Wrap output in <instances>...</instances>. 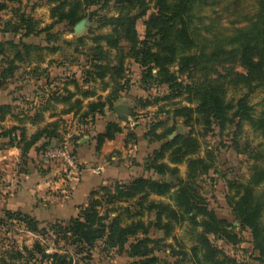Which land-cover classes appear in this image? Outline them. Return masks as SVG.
<instances>
[{"label":"trees","instance_id":"obj_1","mask_svg":"<svg viewBox=\"0 0 264 264\" xmlns=\"http://www.w3.org/2000/svg\"><path fill=\"white\" fill-rule=\"evenodd\" d=\"M201 1L52 0L50 3L54 7L51 8V19L54 21L50 26L40 29L32 17L24 12H16L13 16L16 21H6L4 33L23 32V38L31 35L38 37L52 24L65 23L74 27L87 16L90 9H95L91 16H96V11L104 10L112 3L115 13L99 16L101 26L109 27L110 32L93 35L89 39L81 77L77 78L74 74L66 77L61 88L52 86L46 79L45 87H50L45 99L47 105H68L64 114L73 113L83 122L88 119L92 121L95 115H103L106 107L111 109L114 106L128 85L127 67L129 63H134L150 78H159L171 90V95L166 99L179 98L187 93L188 102L195 104L194 108H176L173 120H183V125L190 130L198 123L202 126L201 135L212 132L213 126L222 132L232 128L231 142L235 148L244 123L249 124L252 131L264 140V99L262 110L257 116H254V109L250 105V97L257 89H261L264 95V0L251 17L245 14L242 18L246 22L244 27L232 28L228 34L205 27L203 32L207 36L198 35L193 22L194 8ZM205 1L216 3V0ZM20 2L0 0V13L7 11L8 4ZM148 10L151 12L148 13ZM144 18L141 35L137 23ZM85 39L82 37L76 41L85 45ZM17 44L21 51L16 50L8 69L1 71L0 79L18 70V67H12L14 61L23 63L27 61L31 49L39 50V47L21 40ZM5 45L16 49L12 41L0 43V57L4 55L2 50ZM226 63L238 64L245 70L244 74L236 75L229 83L240 85L245 91L234 102L227 100L225 84L209 77L215 67ZM49 65L44 69L35 67L32 72L35 74L40 71L46 76ZM184 75L188 76L190 83L180 80ZM195 75H200L202 80L194 83L192 76ZM97 82L99 89L95 87ZM70 85L73 91L69 89ZM103 93H106L104 97L101 95ZM145 106L147 104L143 103L142 107ZM40 107L35 108L32 115L28 110L23 114L26 117L21 115L23 119H19L20 116L12 115L14 108L10 105H0V123L9 115L19 123L27 120L30 124L39 125L44 122L42 116L46 109ZM122 122L119 119L117 123L106 124L103 132L94 137L95 151L122 133ZM59 123V119L44 123L29 136L24 127L15 126L2 131L4 133L1 136L9 140L10 146L16 142L21 155L28 156L31 149L41 148L39 151H44L53 142L58 144ZM163 125L160 121L154 123L146 135L161 143L145 162L146 168L159 179L138 177L126 183L99 186L90 192L86 205L80 208L76 217L67 223L46 225L44 229H39V223L28 214L8 212L6 218L31 233L44 234L50 231L55 236L54 243L63 241L77 253H89L100 246L102 253L115 250L117 254L125 255L132 260L130 264H242L215 246L210 239L212 236L229 245H237L240 237L235 232V222L240 230L250 233L253 251L258 254L257 261L264 264V151L253 158L255 161L251 174L245 181L224 179L228 191L226 203L233 216V222H229L208 208L196 183L197 178L214 169L213 153L207 152L205 157L187 158L186 177H178L179 169L162 161L169 151H179L180 156H184V146L190 139L178 134L168 140L177 127H167L157 133V129ZM132 136L128 134V137ZM38 143L39 146H36ZM176 230L182 231L181 237H187L188 244L175 235ZM151 231L160 232L163 237L152 239L149 237ZM159 248L169 249V257L173 261L160 259L156 255ZM22 251L27 253L28 259L23 260L19 251L11 259L21 262L18 264H69L58 253H47L40 243H34L31 249L23 247Z\"/></svg>","mask_w":264,"mask_h":264},{"label":"rangeland","instance_id":"obj_2","mask_svg":"<svg viewBox=\"0 0 264 264\" xmlns=\"http://www.w3.org/2000/svg\"><path fill=\"white\" fill-rule=\"evenodd\" d=\"M261 1L216 0L215 4H211V2L205 0L199 2L193 11V22L199 33L198 35L207 36L203 32L205 27H210L212 31L221 34H228V31L232 28L244 27L246 22L242 18L245 14L248 18L251 17L260 6ZM50 2L52 0H21L19 4H8L7 11L0 13V43L12 41L16 45V49L8 45H5L3 48L2 53L5 56L0 57V75L1 71L8 69L9 62L13 60L16 50L21 51V47L17 44L19 40L25 44L39 47V50H30L27 61L23 63L14 61L12 67H18V70L13 71L10 76L1 77L0 104L10 105L14 108L12 115L16 117L20 116L19 119H23L22 116L28 110V113L32 115L34 109L39 106L46 107L42 116L44 122L45 115L51 116V121L49 122L59 119L58 131L60 133V140H58V144L62 146L65 143L71 147L76 161V170L73 171L72 176L81 168L82 158L86 159V155L81 152V147L87 144L89 140L90 147L87 154H95L97 163L102 164V161L105 160L104 164L107 163L108 166L116 168L118 177L110 178L105 185L114 182L126 183L138 177L159 179V176L146 168L145 162L147 157L160 147L161 143L153 141L146 135L150 126L159 121L163 122L164 125L157 129V133H160L167 127L176 126L177 131L169 135L168 140H172L178 134L188 136L190 140L184 146L186 153L184 152V156H180L179 151L178 153L169 151L165 154L162 162L168 164L170 167H177L179 169L178 177L184 179L186 177L185 160L187 158L205 157L207 152L213 153L214 169L197 178L196 183L208 208L214 210L219 218L233 222L231 210L226 203L228 191L224 179L245 181L251 174V167L255 161L253 158L256 157L257 153L264 151V140L257 133L253 132L247 123L242 125L237 138V148L231 142L232 128L225 129L222 132L219 128L213 126L212 132L201 135L202 126L195 123L193 129L190 130L189 127L183 125V120L178 118L173 120V111L176 108L195 107L194 103L190 104L188 102V94L185 93L175 99H166L168 95H171V90L163 85L159 78H150L144 73L143 69H140L134 63H129L127 67L128 73L126 77L128 85L126 89L114 102V106L111 109L106 107L104 115L101 116V120L104 123L119 122V116L114 111V108H116L122 115L127 116V120L121 123L123 131L121 134L115 136V143L112 144L113 146L109 152L101 154V148L99 151L94 152V137L97 135V129L94 128L95 117L92 121L88 119V121L83 122L78 117H75L73 113L64 114V111L68 109V105L62 103H49L47 105L45 99L50 91V87H45L44 83L48 79V83H51L52 86L61 88V84L64 83L66 77L72 74L77 78L81 77L89 39L93 35L110 32L109 27L101 26L99 16H111L116 10L113 4L110 3L108 8L96 11L98 15L91 16L92 11L95 9H90L87 12V16L76 26L69 27L65 23L52 24L50 29L42 32L38 37L31 35L23 38V32L16 34L11 32L4 33L6 21H16V19H13L16 12L17 14L24 12L27 16L32 17L38 22L40 29L50 26L54 21L51 19V8L54 5ZM150 12L151 10H148V13ZM144 21L145 18L140 19L137 23V29L141 35L144 30ZM235 21L237 22L235 23ZM82 37L86 38L85 45L76 41ZM112 54L114 53L112 52ZM126 62L128 63V60ZM48 63L50 64L48 75L45 76V74L39 73L40 71H37L35 74L32 72L35 67H39L40 69L46 68ZM152 73L154 74L155 71ZM244 73L245 70L238 64L226 63L215 67L213 72L209 74V77L218 79L224 83L227 90V100L234 102L245 91L240 88V85L234 86L229 83L236 75ZM192 77L194 78V83L202 80L200 75ZM180 80H185L184 83L191 82L186 75L181 76ZM98 84L99 82L95 85L97 89L100 88ZM69 89L73 91L72 85L69 86ZM263 99L264 95L261 89H257L251 95L250 105L254 109V116H257L262 110ZM143 103H146L147 106L142 107ZM44 122L42 121L39 125L43 126ZM28 124L30 123L27 120L19 123L16 119L7 115L6 119L0 123V127L5 128L7 126L8 129L13 126L24 127L25 130L28 129L26 130L28 132L27 135L33 134L37 129H34L36 125L30 124L33 127L27 128ZM2 131L3 129H0V149H3V146L10 145L9 140L1 136L4 133ZM128 134L133 136L128 137ZM128 138L130 140L127 141ZM121 142L123 143L121 144ZM118 145L120 147L115 148ZM40 149L36 148L34 150V156L30 152L28 156H22L19 152L18 160L15 162H11L8 159L3 160L0 156V264L21 263L20 261L17 262L15 259H11L16 251L21 252L23 260L28 259L27 253L22 251L23 247L31 249L34 243H40L47 253L56 252L65 257L69 264H130L132 260L128 259L125 255L117 254L115 250L102 253L100 246L91 249L89 253H77L73 247L63 243V241L54 243L55 236L50 231L44 234L31 233L27 228L21 227L15 222H10L6 218L5 215L8 212H15L8 210L6 206V204H9L8 199L17 194L18 189L22 187L21 183L33 182V179H37L38 177L50 181V185L45 190L49 198L43 200L42 198H38V196H34L35 199L28 206L31 208L22 205L19 207L21 209L19 212L33 216L39 223V229H44L46 225L57 222L67 223L71 218L76 217L80 208H83L87 203L86 201L84 204L65 208L67 199H64V196H67V194L64 192V183L61 185L60 180L64 182L69 180L66 177L68 173L65 171L66 166L61 159H52L45 156V153L49 149L39 151ZM178 160H182V163L175 164L178 163ZM154 199L166 201L163 198L154 197ZM43 203L44 206H48V210L56 207H52L53 205L60 204L61 206L58 208L65 210L66 213L63 212V214L55 216L52 220L49 217H38L31 213V210L35 209V205ZM147 219L144 220L146 221ZM234 223L235 232L240 237V242L237 245L232 246L210 236L212 243L242 264H260L257 261L258 254L253 251L250 233L247 230H240L237 224L234 225ZM175 235L181 237L182 231L176 230ZM149 237L161 239L163 236L160 232L151 231ZM181 238L186 244L189 243L187 242V237ZM166 242L170 243V240ZM156 255L168 262L173 261L169 257V249L159 248L156 251Z\"/></svg>","mask_w":264,"mask_h":264},{"label":"crops","instance_id":"obj_3","mask_svg":"<svg viewBox=\"0 0 264 264\" xmlns=\"http://www.w3.org/2000/svg\"><path fill=\"white\" fill-rule=\"evenodd\" d=\"M106 93H104L102 96L104 97ZM86 103V101L84 102ZM2 105V104H0ZM104 115V114H103ZM102 115H95V124L94 128L97 129V134L103 132L105 126L107 123H104V121L101 120ZM51 121V116L45 115V122L48 123ZM26 126V125H25ZM40 125H36L34 129L38 128ZM15 127V126H13ZM33 127L30 124L27 125V128ZM0 129H3V131L8 130V127L5 128L0 127ZM28 130V129H26ZM17 133V132H16ZM28 134V132H26ZM32 134V133H31ZM29 134V135H31ZM28 135V136H29ZM5 141V140H4ZM89 140L87 141V144H84L81 149L82 153H84L86 156V159L82 158L81 161V168L71 177L68 178L69 180L64 182L63 180H60V184L62 185L64 183V192L67 194V196H64V199H67L66 206L67 207H74L76 205H81L86 203L87 198L92 190L99 186L105 185L110 178H116L118 177L116 168L110 167L105 163V160L102 161V164L99 162L97 163V160L95 158V154L89 155L88 150L90 147ZM114 139L111 141H106L104 145L101 147L100 153L106 154L111 150V147L114 144ZM123 142H121L122 144ZM40 143H38L36 146H39ZM118 147L115 148H119ZM33 150V151H32ZM93 151L95 152V145L93 146ZM19 148H17L16 144L9 146H3V149H0V156L3 160H10L11 162L17 161L19 157ZM21 153V152H20ZM30 153L33 154L34 149L30 150ZM93 155V156H92ZM34 156V154H33ZM102 156V155H100ZM84 157V156H82ZM81 158V157H80ZM8 162V161H6ZM5 162V163H6ZM4 163V164H5ZM3 164V165H4ZM87 164V165H86ZM3 170V169H2ZM41 177H38L37 179H33V182H26L25 184H22V189H18L17 194H15L14 197H10L8 200L9 204H6L8 210L19 212L21 209H19L20 206L24 205L27 208L29 203L32 202L33 199H35L34 196H38V198H42L43 200H46V198H49L45 190H47V186L50 185V181H47L46 179H40ZM31 181V179H30ZM38 183V184H37ZM58 185V184H57ZM22 190V191H21ZM42 190V191H40ZM21 191V192H20ZM20 192V193H19ZM63 192V191H62ZM63 192V193H64ZM22 193V194H21ZM33 194V195H32ZM37 194V195H35ZM32 195V196H31ZM60 199V198H59ZM7 202V203H8ZM56 206V207H55ZM61 205H53L52 210H48V206H44V203L41 205H35V209L33 208L31 210V213L36 216H42V217H49V219H53L55 216L61 215L65 212V210L59 209ZM57 209V210H56ZM27 212V211H25Z\"/></svg>","mask_w":264,"mask_h":264},{"label":"built area","instance_id":"obj_4","mask_svg":"<svg viewBox=\"0 0 264 264\" xmlns=\"http://www.w3.org/2000/svg\"><path fill=\"white\" fill-rule=\"evenodd\" d=\"M45 156L52 159H61L68 173L67 178H71L73 171L76 170V161L75 157L72 154V149L65 143L61 146L60 144H55L53 142L51 148L45 153Z\"/></svg>","mask_w":264,"mask_h":264},{"label":"water","instance_id":"obj_5","mask_svg":"<svg viewBox=\"0 0 264 264\" xmlns=\"http://www.w3.org/2000/svg\"><path fill=\"white\" fill-rule=\"evenodd\" d=\"M114 111L116 112V114L119 116V119L121 121H126L127 120V116L126 115H122L116 108H114ZM168 181H170V179L168 178ZM236 223H234L235 225Z\"/></svg>","mask_w":264,"mask_h":264}]
</instances>
